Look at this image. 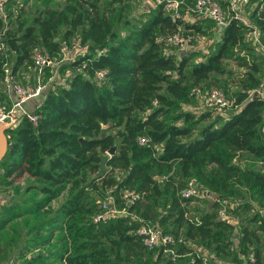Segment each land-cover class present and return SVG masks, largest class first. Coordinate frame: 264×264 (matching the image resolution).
Segmentation results:
<instances>
[{
  "label": "trees",
  "instance_id": "16d2710c",
  "mask_svg": "<svg viewBox=\"0 0 264 264\" xmlns=\"http://www.w3.org/2000/svg\"><path fill=\"white\" fill-rule=\"evenodd\" d=\"M115 1L121 0H108L102 6L94 0H68L59 8L44 6L29 21L19 19L14 25L4 2L3 77L4 50L12 55L10 73L24 60L32 62V48L39 44L53 57L61 46L55 37L60 25L64 26L60 36L66 39L78 30L79 44L84 46L67 62L71 71L65 83L54 86L51 81L29 109L36 119L21 113L5 127L0 183L8 186L24 175L23 189L42 195L28 194V205L14 201L1 208L0 228L65 191L48 214L32 222L23 220L30 243L18 247L14 264H174V254L191 250L184 244L173 252L165 250L173 247L172 242L146 245L137 231L142 222H156L174 238L184 228L187 238L234 263L264 264L263 213L249 214L233 238L235 224L217 216L218 201L212 199L211 209L192 215L187 202L194 194L180 192L186 179L194 177L203 192L224 197L227 203L236 196L243 198L230 209H249L251 201L245 197L264 202V99L249 94L261 79L256 73L257 55L247 62V79L239 80L230 110L211 117L208 108L182 106L194 101L193 85L204 86L210 74L226 70L224 59L233 53V46L263 50L247 37V25L230 16L216 29L211 19L202 17L211 21L218 38L197 58L186 51L164 52L165 35L183 23L182 7L171 18L161 3H155L151 13L122 31L128 20L118 24L111 6ZM253 1L246 16L263 41L264 0ZM196 18L184 25L203 31L201 18ZM234 56L242 58L238 53ZM97 70L100 77L95 76ZM139 134L147 140L138 142ZM124 188L136 195L127 200ZM105 195L125 211L93 219L99 208L96 197ZM181 260L204 264L195 254Z\"/></svg>",
  "mask_w": 264,
  "mask_h": 264
},
{
  "label": "rangeland",
  "instance_id": "374dc122",
  "mask_svg": "<svg viewBox=\"0 0 264 264\" xmlns=\"http://www.w3.org/2000/svg\"><path fill=\"white\" fill-rule=\"evenodd\" d=\"M65 1L68 0H7L6 7L7 11L10 12L12 19V24L14 25L15 22L19 19H22L23 21H29L31 16L36 13L39 9H41L44 6H51L55 8L61 7ZM96 1L100 6L105 4L108 0H94ZM187 0H183L180 7H182V14L186 12L185 8L186 5L189 3H186ZM254 4V1L249 0L244 5V12L246 15H249L251 12L252 5ZM183 5V6H182ZM113 15L119 16L118 24L122 25L123 19H127L128 23L122 25V31H124L127 27L134 26L136 23L141 21L144 17H146L155 7V2L153 0H121V1H115L111 4ZM181 13V12H180ZM189 13V12H186ZM15 14H18L17 18H14ZM192 15V14H191ZM184 16V15H182ZM195 16V15H193ZM184 18V17H183ZM201 21L207 20L202 17ZM250 18V17H249ZM197 19V18H196ZM5 19L4 21H6ZM187 18H185V21ZM205 25V28L203 31H198L193 28L190 30H187L186 26L183 23H180V31L185 33V30H187L190 34L189 37V45L181 49L177 52L180 53V51H186L191 52L193 58H197L202 52L208 51L210 47L215 45V39L213 33L209 31V26L211 25L210 22L207 20ZM204 23V24H205ZM63 25L59 26L58 31L55 33V37L59 39L60 44L66 40V47L64 54L60 52V50L53 53V57L56 60V63L51 67H42V76L41 81L44 83L45 87H48L50 82L54 83L53 85H57L60 83H65V78L69 76V73L71 71V68L67 66V62L70 60L71 57L76 56L78 53H80L81 46L79 44V31H74L71 35H69L66 39L63 38L61 35ZM2 33L0 32V38L2 37ZM264 38V30L263 34L261 35ZM262 38V39H263ZM264 42V40H263ZM42 51L47 52L46 47L42 44L37 45ZM164 47H168L167 44H165ZM163 47V48H164ZM252 48V47H251ZM247 50L245 46H233V53L225 58L224 65L226 70L221 73H212L209 75L208 78H206L203 82L204 86H220L222 88H225L226 95L231 99V102L229 105L216 108L211 107L208 108L211 110V117L216 113H224L228 110H230L232 106V99L233 94L236 89L240 87L239 80L241 79H247L246 71L249 69L247 62L251 59H254L255 55H257V61L259 62L260 70L256 73L259 76V83L263 81L264 79V51L259 52L257 49L252 48L254 52L251 50ZM242 55L241 60H237V58L234 56L235 54ZM257 53V54H256ZM4 56H6V68L3 69V73L5 74L6 71H10V64L12 61V55L9 50H4L2 53ZM255 57V58H256ZM243 61V62H242ZM35 67L33 63L31 62V59L24 60L21 64L18 65L17 69L12 72V77L15 81H18L22 84H25L27 86H31L35 83ZM49 75V76H48ZM8 81L4 80L3 74H0V87L3 89V87L7 88ZM10 89V88H9ZM11 90V89H10ZM195 102H187V104L182 103L183 107H186V105L191 109H200L201 107L198 105V103L195 105L197 101V97H194ZM0 103H9L8 97L0 95ZM194 104V105H193ZM200 107V108H199ZM187 136V135H186ZM264 164V161H263ZM119 174L120 172H116ZM189 178V177H188ZM188 178L186 179V183L188 181ZM26 178L23 176H20L17 180L14 181L11 185H4L0 183V209L5 208L7 204L18 201L21 205L25 203V205L31 204L30 198H27L28 194H31L33 196H40L42 193L40 192H34L31 193V189L24 190L23 186L25 184ZM108 189V188H107ZM204 187L198 184L196 193L194 194V197L187 202V209L188 213L192 215H197L201 210L203 209H211V203L214 193L209 192H203ZM65 191H62L57 196L50 198L46 203L41 206L37 207L35 211L33 212H22L19 216H16L12 218L7 224H5L3 227L0 228V264H4L5 262L14 264V258L16 257L17 249L20 245L23 243L27 244L29 240L27 237H30L31 234L27 233L26 227L27 224L23 222V220L27 217L29 218V222L39 220L44 215L48 214L50 210H52L57 203L62 199L64 196ZM109 198L108 195H105L103 197H96V201L101 200H107ZM246 199H249L251 201V207L249 209H243L241 206L237 209L234 207L233 209H230V207L233 203L238 201L241 198V196H236L234 199L229 200V203H225V207L230 213L229 219H231L235 226H234V232H233V238L237 235V230L241 227L242 223H245L246 217L251 214L253 211H257L258 213L264 214V202L259 203L257 199L253 197H245ZM110 204L111 201H110ZM158 210H163V206L160 204L158 206ZM234 210V211H233ZM114 212V210H109ZM110 213V212H109ZM110 215V214H109ZM113 215V214H112ZM156 223V222H153ZM157 224V223H156ZM158 225V224H157ZM168 226L170 224H167ZM159 226V225H158ZM13 228H16V233L13 232ZM237 229V230H236ZM168 232V231H167ZM170 233V232H169ZM10 236H13L14 239L11 241L9 238ZM261 240L264 242V233L261 234ZM173 244L172 249H174L179 244H184L187 247H191L190 251L180 253L184 254L181 256H177L174 254V259L176 262L174 264H184L181 262L182 257L189 256L192 258V255H200L201 257H205V263L208 264L210 261H215L216 264H229L230 261L224 256H215L212 254V252L207 248L202 246L196 239H190L187 238L184 235V228H181L180 232L178 233V236L176 237V240L172 242ZM157 245V244H156ZM33 247V246H32ZM28 254V253H27ZM178 257H181L178 259ZM226 258V259H223ZM212 264V263H210ZM234 264V263H233ZM242 264V263H239Z\"/></svg>",
  "mask_w": 264,
  "mask_h": 264
},
{
  "label": "built area",
  "instance_id": "2783aa9c",
  "mask_svg": "<svg viewBox=\"0 0 264 264\" xmlns=\"http://www.w3.org/2000/svg\"><path fill=\"white\" fill-rule=\"evenodd\" d=\"M155 3H161L163 8L169 13L171 18H175L180 14V5L183 0H153ZM225 4L221 3V0H192L191 3L186 5V10L196 17H207L214 23V27L219 28L224 25L227 19L232 16L240 19L247 25L246 34L253 42L257 44L259 48L264 51V42L260 38L259 29L255 26H250V22L246 13L244 12V5L248 0H224ZM5 0H0V14L5 17L4 9ZM189 33L180 31V28L165 35V40L168 47H164V52H177L186 48L189 45ZM3 47V42L0 41V49ZM66 42L63 41L60 46V52L64 54ZM84 46H81L78 51L83 50ZM32 63L35 67L36 81L33 85L27 86L18 81H15L10 71H6L4 79L8 82V87L13 92L14 96L9 103H0V120L5 117L16 118V114L25 113L31 120L36 119V113L26 109L23 105L25 99L29 97L39 96L45 85L41 81L42 67L43 65L52 66L56 63L54 57H50L46 52L42 51L39 47L34 46L31 51ZM6 67H4L5 70ZM96 77L101 76V70L95 72ZM191 91L197 97L198 105L201 108H221L229 105L231 99L226 95L225 91L220 86H200L199 84L193 85ZM249 94H256L264 99V79L257 85L249 89ZM199 107V108H200ZM264 116V110H263ZM10 125V124H9ZM264 127V125H263ZM147 137L143 134L137 136L138 142H144ZM198 182L194 177H189L187 183L180 189L181 194L186 195L188 193L195 194ZM123 194L126 195L127 200H131L136 193L132 189L124 188ZM213 199L218 201L216 206L217 216L220 218L228 219L230 213L225 208L226 198L213 196ZM109 210H114L111 213ZM124 206L116 207L110 204L109 198L107 200L99 201V208L93 214V219L104 218L106 216L124 212ZM110 212V213H109ZM137 231L142 234L143 241L146 245L152 246L160 242H174L176 238L169 232H162L160 227L156 223L142 222L137 227ZM165 250L173 252L172 247L166 246ZM249 258H252L249 254ZM245 264V263H242Z\"/></svg>",
  "mask_w": 264,
  "mask_h": 264
},
{
  "label": "crops",
  "instance_id": "0c3cea01",
  "mask_svg": "<svg viewBox=\"0 0 264 264\" xmlns=\"http://www.w3.org/2000/svg\"><path fill=\"white\" fill-rule=\"evenodd\" d=\"M185 10H186V8H185ZM186 12H188L187 10H186ZM183 13L182 15H184L183 17V21H185V18H187V20H186V22H193V20H194V18H196V16H193V15H191L190 13ZM208 20V19H207ZM207 20H204V21H201L200 20V22H201V25H202V27L203 28H205V25H206V21ZM209 22H210V24H211V21L210 20H208ZM205 23V24H204ZM192 27H189V26H187V30H190ZM214 27H213V25H210L209 26V31L211 32V33H213V35H214V39L216 40L217 38H218V33L216 32V30L215 29H213ZM187 30H185V32H188ZM49 76V75H48ZM5 80V79H4ZM0 95H3V96H6V97H8V101H10L12 98H13V96H14V94H13V92L9 89V87L7 86V88H5V87H3V89H1V87H0ZM38 101V96H34V97H29V98H27V99H25L24 100V102H23V105L25 106V108L26 109H31L35 104H36V102ZM198 101V100H197ZM196 101V103H195V105L198 103ZM193 102H195V99H194V101ZM194 105V104H193ZM264 110V109H263ZM19 115L20 114H16V118L14 119V118H11L10 120H11V123L10 124H12L18 117H19ZM262 130H263V133H264V127H262ZM228 219H229V217H228ZM199 243V242H198ZM202 245V244H201ZM203 246V245H202ZM205 247V246H204ZM215 256H218V255H215ZM218 257H220V256H218ZM225 257V256H224ZM223 259H226V258H223ZM228 259V258H227ZM228 261H230V263L229 264H233L234 262L233 261H231L230 259H228ZM202 262L204 263V264H206L205 263V257L204 256H202ZM210 263H212V264H216V262L215 261H210ZM210 263H208V264H210ZM234 264H239V262H236V263H234Z\"/></svg>",
  "mask_w": 264,
  "mask_h": 264
},
{
  "label": "water",
  "instance_id": "95a60500",
  "mask_svg": "<svg viewBox=\"0 0 264 264\" xmlns=\"http://www.w3.org/2000/svg\"><path fill=\"white\" fill-rule=\"evenodd\" d=\"M11 123L10 118L5 117L3 120H0V157L3 155L6 149L7 136L5 134V127ZM114 149V145H110L107 149L108 153H111Z\"/></svg>",
  "mask_w": 264,
  "mask_h": 264
}]
</instances>
